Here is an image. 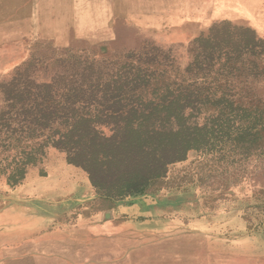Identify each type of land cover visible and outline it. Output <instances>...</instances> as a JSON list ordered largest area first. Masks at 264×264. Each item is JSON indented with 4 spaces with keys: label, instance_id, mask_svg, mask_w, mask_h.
<instances>
[{
    "label": "rangeland",
    "instance_id": "1",
    "mask_svg": "<svg viewBox=\"0 0 264 264\" xmlns=\"http://www.w3.org/2000/svg\"><path fill=\"white\" fill-rule=\"evenodd\" d=\"M223 24L235 35L237 27L251 28L264 41V0H0V86L13 80L30 85L20 76L26 71L37 84L51 83L87 61L107 60L110 68L154 47L185 67L191 44ZM5 133L0 127V211L24 200L42 230L24 239L23 262L9 264H264V198L258 193L264 180L255 162L231 165L228 156L220 161L219 155L192 152L170 168L161 194L145 197L149 206L164 208L135 221L118 213L120 226L135 230L137 240H121L116 259L107 243H98L95 254L74 238L82 212L64 197L83 181L70 171L66 155L50 149L13 186ZM236 172L243 179L227 187ZM127 202L120 201V209ZM85 207L84 222L95 226L94 211L110 203Z\"/></svg>",
    "mask_w": 264,
    "mask_h": 264
},
{
    "label": "trees",
    "instance_id": "2",
    "mask_svg": "<svg viewBox=\"0 0 264 264\" xmlns=\"http://www.w3.org/2000/svg\"><path fill=\"white\" fill-rule=\"evenodd\" d=\"M229 26L196 39L185 67L154 47L110 68L87 61L51 83L37 84L26 71L20 76L30 85L0 86L2 143L15 164L8 182L22 181L50 149L108 201L162 192L170 168L192 152L255 162L264 180V41ZM243 176L232 174L236 182L226 186ZM258 193L264 198V189Z\"/></svg>",
    "mask_w": 264,
    "mask_h": 264
},
{
    "label": "crops",
    "instance_id": "3",
    "mask_svg": "<svg viewBox=\"0 0 264 264\" xmlns=\"http://www.w3.org/2000/svg\"><path fill=\"white\" fill-rule=\"evenodd\" d=\"M68 167L71 172L72 170H75L76 176L82 177L83 181L82 185L79 183L71 185L70 189H68L69 192H67L64 197V200L70 201L74 207L76 206V208L73 209H80L82 212L81 216H83H80L81 223L73 228V231L76 234V237L74 238L77 242L79 241L80 244L86 243L91 245V252L95 254L97 251H101V248L97 247V244L105 242L107 243V253L110 254L111 251H115V257L118 259V250L121 248V240H137L135 230L124 231L125 227L120 226L117 220L119 217L117 216L118 213L122 216L128 215V217L133 219L132 221H135L140 220L139 218L141 217L148 216L153 212V209L164 208L163 205H161L162 207H154L146 204L147 201L145 197H152L151 195L129 196L122 200V202L131 201V205L126 209H120V201L104 200L97 195L96 190L91 185L88 175L84 171L73 166ZM161 193L162 192L153 194L155 195L153 197H156ZM98 200L100 202L110 203V207L100 208L94 211L95 217L97 218H92L93 220L91 219L90 222L94 223V221H99V223H95L97 225L93 226L90 225V223L84 222V218H87V213L83 212L87 209L85 207L86 205H93L95 201ZM23 201L24 200H22L21 203H23ZM21 203H15L10 208L2 209L0 211V257H2L0 259V264L23 262L21 245L24 239H34L42 232L39 220L35 214L29 210L34 208L29 206H27L28 209L24 208V205ZM51 203L56 204L58 202L53 200ZM92 216L94 215L92 214ZM13 248L16 249L13 250ZM102 254H104V252ZM93 263L96 264L97 261Z\"/></svg>",
    "mask_w": 264,
    "mask_h": 264
}]
</instances>
